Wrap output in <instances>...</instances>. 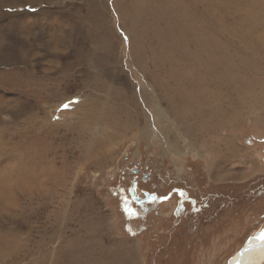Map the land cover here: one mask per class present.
I'll list each match as a JSON object with an SVG mask.
<instances>
[{"label":"rangeland","instance_id":"374dc122","mask_svg":"<svg viewBox=\"0 0 264 264\" xmlns=\"http://www.w3.org/2000/svg\"><path fill=\"white\" fill-rule=\"evenodd\" d=\"M168 1L0 0V264H230L264 228V0ZM175 31L226 47L216 98L183 86ZM189 91L241 108L205 133Z\"/></svg>","mask_w":264,"mask_h":264},{"label":"bare ground","instance_id":"6f19581e","mask_svg":"<svg viewBox=\"0 0 264 264\" xmlns=\"http://www.w3.org/2000/svg\"><path fill=\"white\" fill-rule=\"evenodd\" d=\"M167 3H168L167 7L169 9H170V7H172V8L176 7L177 9H179L181 6L182 7L184 6L182 3H179L178 1L175 2L174 0H170ZM182 19H184V18H182ZM184 21H186V22L188 21L189 23H191L192 27H194L196 24V21L193 17L187 16V18ZM169 28L172 30V27L170 25H169ZM174 34H175L174 35L175 41H173V42L177 45L178 48H177L176 59L172 60L173 59L172 58L170 60V64L172 66H176L181 62L186 63V68H188V72H187V75L184 77L183 86L191 87L192 89L198 88L200 90H204L203 94H205L206 92L207 93L209 92L208 97L214 98L215 95H213V93H211L209 90V89L212 90L214 87L213 78H214V75L217 73L216 63L213 62V56H216V58H217L218 54L220 55V58L218 59L217 64L218 63L220 64V66H218L219 67L218 69L221 72V74L225 73L228 75L229 74L232 75V73H234L233 70H235V68L232 67L233 63L231 62V58L229 57L228 52L224 51V49L226 50V47L225 48L221 47L220 45H217L216 43H214L212 41V39H208V38L206 40H187V41H185L187 34L184 31L177 32V33L175 31ZM194 37H197V36L194 35L193 38ZM202 68H207V73H206L207 76L201 75V73H203ZM236 70L239 71L238 69H236ZM172 74H175V73H172ZM229 77L231 80V76H229ZM237 77H239V76H237ZM235 79H237V78H235ZM237 80L240 81L239 79H237ZM242 84L241 85L243 86L242 90H243L244 96L250 97V95L252 94V92L250 91V86H248V84H245V85H244V83H242ZM174 87H175V89L180 88L178 86H174ZM221 87H223V88H221ZM236 87H237V85H236ZM216 88H218V90H219L218 91L219 96L221 97V99H223L224 98L223 93H226V92H223V91H226L225 86L223 85V83H220V81H219ZM234 88H235V86L232 89H234ZM248 88H249V90H248ZM174 92L180 93V91H178V90H175ZM186 94H189V95H186ZM186 94H182V95H180V97H183L184 99H188L189 97H194V99L191 98L189 100L184 101V103L182 104V106L184 107V110H182V113H179L178 115H176L177 120L179 119L181 121L185 118L189 119V117L196 119V120H199L200 124H198L199 125L198 128L201 131H204L205 133H209L210 132L209 129H212L213 130L212 132H214V134H212V135H216V134L218 135L219 134L218 130H220L222 125H224V121H225L224 119L227 118V116H231L233 112H237L241 108L239 103H235V106L234 107L232 106V110L230 111L229 108L223 109L220 106H218V104L216 106L213 102L214 106L212 108H209L205 111H203V110L200 111V108L195 109V106L193 107V105H195L197 103L204 105L208 102V98L202 99L201 96L195 95L193 91L186 92ZM225 95H227V94H225ZM238 101L242 104L243 100L241 101L240 99H238ZM191 106H192V109L189 112V108ZM195 132H196V130H195ZM263 229L264 228L255 232L253 235H251V237L257 235ZM258 236H256V238L253 240L252 245L249 247V249H247L245 251V253L243 254V257L239 261V264H261L264 262V242H261L260 240H258L257 239ZM237 253H238V251L232 256L230 264H235V262L238 260L239 257L237 255ZM129 255H130V258L133 259V262H135L136 259H135L134 250H133V252H130Z\"/></svg>","mask_w":264,"mask_h":264},{"label":"flooded vegetation","instance_id":"af4514ba","mask_svg":"<svg viewBox=\"0 0 264 264\" xmlns=\"http://www.w3.org/2000/svg\"><path fill=\"white\" fill-rule=\"evenodd\" d=\"M147 176L144 175L140 180L137 179L138 181L134 182V184L132 185V190L129 191V202H133L134 205H137L139 208H144V212L142 214L143 216L146 215L150 210H152L153 212V209H149V207L152 208L153 203L157 200L154 189L147 188Z\"/></svg>","mask_w":264,"mask_h":264},{"label":"water","instance_id":"95a60500","mask_svg":"<svg viewBox=\"0 0 264 264\" xmlns=\"http://www.w3.org/2000/svg\"><path fill=\"white\" fill-rule=\"evenodd\" d=\"M262 231H264V229ZM262 231H260V232H262ZM260 232L257 235H255V236H252V237L250 236L249 237V240L239 249V251L237 253V255H238L239 258L235 262V264H239V261L243 257V254L245 253V251L247 249H249V247L252 245L253 240L256 238V236H258L260 234Z\"/></svg>","mask_w":264,"mask_h":264},{"label":"snow or ice","instance_id":"6c2138e0","mask_svg":"<svg viewBox=\"0 0 264 264\" xmlns=\"http://www.w3.org/2000/svg\"><path fill=\"white\" fill-rule=\"evenodd\" d=\"M65 108L68 107V105H64ZM125 211L131 216L134 215V213L132 212L131 208L129 207L127 201L125 202ZM258 240H260L261 242H264V231L260 232L259 236L257 237Z\"/></svg>","mask_w":264,"mask_h":264}]
</instances>
